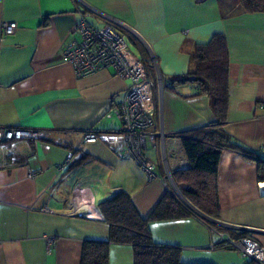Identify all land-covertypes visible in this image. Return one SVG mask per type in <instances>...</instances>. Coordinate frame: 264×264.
Masks as SVG:
<instances>
[{
    "label": "crops",
    "instance_id": "crops-1",
    "mask_svg": "<svg viewBox=\"0 0 264 264\" xmlns=\"http://www.w3.org/2000/svg\"><path fill=\"white\" fill-rule=\"evenodd\" d=\"M81 16L95 27L110 22L144 61L152 178L124 151L118 119L104 116L130 81L112 68L76 78L65 63ZM4 22L17 24L12 34L2 33ZM215 32L229 50L224 128L253 158L222 151L216 217L153 220L149 229L189 264H245L235 248L216 245L219 232L264 247V12H246L237 0H0V127L45 132L0 142V264H80L86 242H108L99 203L116 192L125 191L142 218L167 191L184 201L172 178L189 167L177 134L217 118L208 96L172 79L191 69L195 44ZM92 129L101 138L82 141ZM107 248L108 264H133L131 245Z\"/></svg>",
    "mask_w": 264,
    "mask_h": 264
},
{
    "label": "trees",
    "instance_id": "trees-1",
    "mask_svg": "<svg viewBox=\"0 0 264 264\" xmlns=\"http://www.w3.org/2000/svg\"><path fill=\"white\" fill-rule=\"evenodd\" d=\"M237 2L246 12H264V0ZM190 57L191 69L185 75L173 78L172 83H190L195 87V94L208 96L217 119L204 128L177 134L189 167L172 173V178L188 203L167 191L148 217L142 218L130 196L125 191L116 192L99 203L103 220L109 226L108 242H86L80 264H108L109 243L131 245L133 264H189L181 260L179 246L154 242L149 222L197 217L195 209L216 217L219 211L216 173L222 151H238L245 157L253 158L252 150L240 144L224 128L228 105L229 62L225 34L215 32L207 40L197 42ZM259 177H264L261 170ZM216 245L231 248L225 242H218ZM245 260V264H259L250 258Z\"/></svg>",
    "mask_w": 264,
    "mask_h": 264
},
{
    "label": "built area",
    "instance_id": "built-area-1",
    "mask_svg": "<svg viewBox=\"0 0 264 264\" xmlns=\"http://www.w3.org/2000/svg\"><path fill=\"white\" fill-rule=\"evenodd\" d=\"M16 27L15 22H4L1 30L4 34H12ZM63 54L65 63L70 66L76 78L112 68L119 77L130 81L121 102L104 116L109 118L113 115L118 119V133L124 151L152 178L153 164L145 157L144 149L148 138L152 142L155 139L154 133L150 131L154 124V105L144 61L130 51L124 37L110 22L95 27L83 16L74 27V37L65 46ZM43 136L45 132L0 127V142L20 138L38 139ZM99 138L101 133L94 129L82 133L84 142H94ZM218 236V242L230 244L244 258L264 264V247L256 240L248 237L233 239L222 232ZM52 241V237H47V243Z\"/></svg>",
    "mask_w": 264,
    "mask_h": 264
},
{
    "label": "water",
    "instance_id": "water-1",
    "mask_svg": "<svg viewBox=\"0 0 264 264\" xmlns=\"http://www.w3.org/2000/svg\"><path fill=\"white\" fill-rule=\"evenodd\" d=\"M39 139V138H38ZM80 155L81 154H77V155H75L73 158H72V161L74 162L76 159H78L79 157H80ZM181 197L184 199V201H186L187 203H188V201L182 196V194H181ZM196 210V212L198 213V214H200L201 216H203V217H206L204 214H202L200 211H198L197 209H195Z\"/></svg>",
    "mask_w": 264,
    "mask_h": 264
},
{
    "label": "rangeland",
    "instance_id": "rangeland-1",
    "mask_svg": "<svg viewBox=\"0 0 264 264\" xmlns=\"http://www.w3.org/2000/svg\"><path fill=\"white\" fill-rule=\"evenodd\" d=\"M131 49L135 52V50H134V48L133 47H131ZM136 53V52H135Z\"/></svg>",
    "mask_w": 264,
    "mask_h": 264
}]
</instances>
